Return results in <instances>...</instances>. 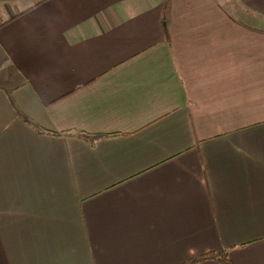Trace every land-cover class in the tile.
Wrapping results in <instances>:
<instances>
[{
	"label": "crops",
	"instance_id": "0c3cea01",
	"mask_svg": "<svg viewBox=\"0 0 264 264\" xmlns=\"http://www.w3.org/2000/svg\"><path fill=\"white\" fill-rule=\"evenodd\" d=\"M222 251L264 264V0H0V264Z\"/></svg>",
	"mask_w": 264,
	"mask_h": 264
},
{
	"label": "trees",
	"instance_id": "16d2710c",
	"mask_svg": "<svg viewBox=\"0 0 264 264\" xmlns=\"http://www.w3.org/2000/svg\"><path fill=\"white\" fill-rule=\"evenodd\" d=\"M216 261L221 264H232L228 253L226 251L222 252H208L196 258H191L183 264H198L201 262Z\"/></svg>",
	"mask_w": 264,
	"mask_h": 264
},
{
	"label": "rangeland",
	"instance_id": "374dc122",
	"mask_svg": "<svg viewBox=\"0 0 264 264\" xmlns=\"http://www.w3.org/2000/svg\"><path fill=\"white\" fill-rule=\"evenodd\" d=\"M226 7H229L228 5ZM232 7V6H231Z\"/></svg>",
	"mask_w": 264,
	"mask_h": 264
}]
</instances>
